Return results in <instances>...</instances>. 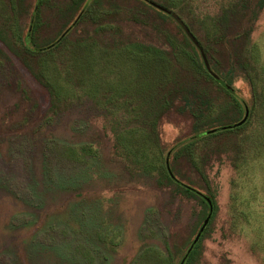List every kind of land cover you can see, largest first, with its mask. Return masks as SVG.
Returning <instances> with one entry per match:
<instances>
[{
    "label": "rangeland",
    "instance_id": "374dc122",
    "mask_svg": "<svg viewBox=\"0 0 264 264\" xmlns=\"http://www.w3.org/2000/svg\"><path fill=\"white\" fill-rule=\"evenodd\" d=\"M9 1L0 0V264H264V6L246 24L230 84L221 13L241 0H149L162 9L147 12L101 0L42 57L22 50L25 20ZM72 1L42 3L61 11ZM61 17L47 11L38 36L57 38ZM128 42L168 53L169 80L101 54L134 50L119 48ZM23 62L56 87L53 100ZM172 82L203 91L213 117L238 116L225 90L248 103L252 82L255 112L242 127L222 129L225 119L194 134L181 103L161 108ZM167 156L213 206L195 243L208 206L165 181Z\"/></svg>",
    "mask_w": 264,
    "mask_h": 264
},
{
    "label": "trees",
    "instance_id": "16d2710c",
    "mask_svg": "<svg viewBox=\"0 0 264 264\" xmlns=\"http://www.w3.org/2000/svg\"><path fill=\"white\" fill-rule=\"evenodd\" d=\"M27 0H10L9 1V8L14 10V6L17 9V14L20 18H24L22 23H20V28L18 29L19 34H22V43L23 47L22 50L26 54H30L33 56H46L51 55L55 47H57L65 37L71 33V31L75 30L78 25L85 22L87 19H92L95 16L96 7L94 4L100 2L101 0H92L91 2H87V0H78L79 2L72 1L70 4H67L63 10H56L52 7H48L42 3V0H35V5L25 3ZM95 1V2H94ZM130 1V0H128ZM134 1L137 7L143 11L147 12V10H154L152 6L148 4L149 0H131ZM165 3L171 0H164ZM242 2L236 6L232 5L228 9H224L221 13V43L226 46L224 48L227 50L228 59L230 62L229 69L226 71L223 77L226 78L227 82L231 84L233 77L235 76L236 65L234 60L237 56L236 49L239 46L247 44L249 42L250 36V28L248 29L247 23L254 22L256 18L258 10L260 11L264 6V0H241ZM159 3V2H158ZM164 2H160L159 4L166 7L167 5ZM256 4V5H255ZM55 12V15L58 17L59 14H62L61 25L59 31L63 29V33H61L57 38L53 37H39V32L41 27L43 26L42 19L45 18V13L47 11ZM140 12V11H139ZM44 14L42 16V14ZM163 15L161 12H157ZM143 14V13H138ZM182 32V30L179 28ZM5 38V37H4ZM4 38L0 35V39L4 41ZM21 38V36H20ZM183 39L185 43H187L192 50H194L193 46L189 42L188 38L183 35ZM130 48L134 50H101V54L105 56V58L109 57H121L123 56L124 62L128 60L134 66L143 70V73L146 71L147 73H151L154 77V71L157 74L154 77L155 80L162 81L165 83L168 79V75L166 74L169 70L167 67V56L168 53L164 51L158 50L151 44H141L137 42H128L127 44L121 45L119 48ZM109 52V53H107ZM196 53V52H195ZM139 57L140 62H136L134 64L132 60L134 57ZM42 57V56H41ZM143 61H142V60ZM196 61L198 59L196 58ZM108 62V61H107ZM26 68L29 70L31 75L41 83L48 91L50 100H53L54 95L57 92L55 91L54 85L50 82L45 84L41 79V72L35 71L31 65L27 62H23ZM137 78V75H136ZM162 83V84H163ZM167 91L163 94V100L161 102V108L164 110L169 109L174 103H181L180 112L188 113L192 117H194V124L195 128L193 130L194 134L197 130L208 131L219 126V122L227 119H231L232 123L235 124L239 120H241L243 116V105L246 104L249 108V116L244 124L250 120V117L253 112H255V103H254V84L251 82L248 86H250V102L245 103L243 100L238 98L236 92L233 90L227 91L225 90L232 100L234 101L233 110L236 113V117H231L230 111L227 113H221L222 116L213 117L214 108L212 106L211 101L208 97H205V93L198 89L195 85H188V84H181V82H172L168 85ZM153 86L146 87V93L148 97L151 96ZM144 98V97H142ZM141 98V99H142ZM243 101V102H242ZM148 103V102H147ZM218 124V125H217ZM244 126V125H242ZM240 126V127H242ZM219 129V127L217 128ZM216 129V130H217ZM193 134V135H194ZM189 140V139H188ZM190 141V140H189ZM179 149V148H178ZM176 155V154H175ZM166 169V168H165ZM171 172L173 173L174 178H171L167 171L164 170V179L167 183H171L175 188L183 190L184 192L199 198L200 194L194 188L183 184L179 179L176 177V174L173 172L172 165L170 164ZM178 179V180H177Z\"/></svg>",
    "mask_w": 264,
    "mask_h": 264
},
{
    "label": "water",
    "instance_id": "95a60500",
    "mask_svg": "<svg viewBox=\"0 0 264 264\" xmlns=\"http://www.w3.org/2000/svg\"><path fill=\"white\" fill-rule=\"evenodd\" d=\"M148 4L150 6H152V7H154V8H159L160 10L162 9L161 6L155 5L154 3L150 2V1H148ZM177 22H178V25L180 26V28L184 31L185 35L188 36L193 41V37L191 36V34L189 33V31L185 28V26L180 21L177 20ZM247 118H248V110L246 109L245 110V115L241 118V120H239L235 124H232L231 126L223 127L222 129H231V128L239 127V126H241L242 124H244L246 122ZM208 131H214V129H211V130H208ZM165 168H166V171H167L168 175L171 178H174V176H173V174L171 172L170 166H169L168 156L165 158ZM199 194L204 199V201L206 202V204L208 206V213H207L205 219L203 220L202 225L200 226V228H199V230H198V232H197V234H196V236L194 238V243L198 240V238L202 234V232H203L205 226L207 225L208 221L210 220L211 215H212V212H213V206L211 204V201L206 196L202 195L201 193H199ZM185 258H186V256L180 261L179 264H183Z\"/></svg>",
    "mask_w": 264,
    "mask_h": 264
}]
</instances>
